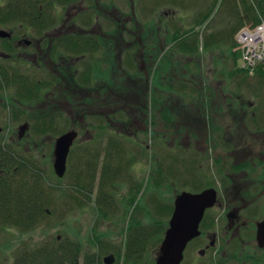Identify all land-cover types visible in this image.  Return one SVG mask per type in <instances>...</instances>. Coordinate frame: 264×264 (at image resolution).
<instances>
[{"label":"rangeland","instance_id":"obj_1","mask_svg":"<svg viewBox=\"0 0 264 264\" xmlns=\"http://www.w3.org/2000/svg\"><path fill=\"white\" fill-rule=\"evenodd\" d=\"M160 1L158 5L155 4L151 8L153 9L152 14L151 12H144V9H141L142 3H140L136 10L140 27H136L137 30H135V27L127 26L130 31H134L132 33L136 37L148 38L147 42L143 41V45L140 43V50L143 51L144 55L148 56L152 43L157 39H161L165 47H162L163 49L153 48L151 51H155L154 54L156 55L161 49L163 50L156 56L159 58L157 66L160 61L168 60V57H172L171 62H167V73L175 79V82L187 83L189 81L191 83V81H195L200 86L204 75L207 76V87L217 91L223 90L221 94H223L224 99L231 100L225 106L240 108L238 116L232 118L229 116L230 112L227 117L221 118L220 122L223 124H221L222 134H220V137L209 133L212 129L210 124L213 122H209L208 119L202 117L200 119V116H190L186 113H182L180 116L177 115L178 109L176 110V107L180 109V105L169 110L172 118L170 120L168 118L167 122L163 121L162 113L155 112L153 114L155 115L153 124H156V126H153L151 117L148 116L150 106L148 97L144 99V107L147 108L143 106L141 109L139 108L142 104L139 101L138 91H141L142 88L139 87L140 83L135 74L141 72V69L146 74L145 70L148 67H144L147 64L143 63L140 51V55L132 62L134 68L131 69L136 70V72L132 71L130 75H134L135 79L128 78L126 73L122 79L124 82L121 84V79L116 78V84L120 83L123 87L120 86L122 88H118L117 92H112L111 96L107 98V105L101 103L100 106H89L92 101L89 100L81 88L77 89L75 87L77 85L75 83L72 89H69L68 86H63V88L68 89L55 93L56 97L53 105L51 103L52 100H48L51 95L47 91H43V104L40 103L30 107V113L40 116L53 113L54 111L56 113L58 110H55V107H59L60 111L57 112L55 123L61 126L64 125V120L68 119L73 122V125L78 126L76 129L67 131H77L78 138L72 147V149L74 148L72 155L69 154L68 157L67 172L63 179H59L55 175L53 164L55 144L62 135L53 137L34 134L32 127L35 124L30 126L25 124V114L22 109L25 107H22L21 104L18 106L19 109L16 114H14L13 110L17 106H12L9 109L8 98L6 99L4 96L5 105L2 117L6 121L0 124L2 129L0 138L3 142L13 145L15 149L31 155L32 158L38 161L40 168L43 170L46 186H48L53 195L48 217L36 228L27 232L16 228L0 230V254L8 258L9 263L12 262V258L18 249L24 247L36 249L40 245L52 243L56 237H60L72 238V240L77 241L84 252L91 254L92 252L101 253L102 260L113 256L117 264H156L158 260L156 252L157 249H160V242H162L164 237L163 229L161 230L162 235L149 240L142 260H139V263H135L134 261H127L125 258L127 242L134 227H138L141 231L157 228L161 224H167L169 211L165 209V205L173 204L177 196L184 192L185 189L190 191L198 188L199 186L196 183L203 181L201 178L205 176L207 178L205 187L209 183H213L210 187H215L214 185L217 182L220 183L219 181L222 180L221 175L215 173L213 175L216 177H213L212 173L216 171L217 173H226L228 171V168L233 165L234 157H237L231 154L233 150L236 151L237 155H243L240 157H245L248 156L244 153L245 150L250 148L262 149L264 138L259 134L254 135L255 133L249 132L247 128L249 126L246 124L249 123L248 120L251 117L259 118L264 109L261 94L258 96L255 94L258 89L255 87L254 82L249 80L251 83H248L239 78H229L234 62L230 49L225 50V47H219L213 52H202L205 45L203 37L206 33L216 34L227 30L228 0H177L176 7L172 6L175 4L168 5V0ZM156 2L153 0L152 3ZM156 6L157 8H155ZM147 9L149 10L150 7L148 6ZM124 12L126 17L132 11L127 8ZM207 15H210V18L208 23L203 26L204 30L202 26H199V21ZM171 16H176L175 20ZM171 23L174 25H171ZM256 27L249 24L244 28L253 31ZM174 28L179 29L181 32L192 31L198 34V52L200 55L194 58L195 61H190V57L186 58V55L183 58V53L177 50V42H172L173 38L171 36ZM237 34L234 38H231V43L236 44L235 52H239L241 47L236 40ZM262 45L260 44L259 47ZM127 48L126 44H124V50ZM259 54L264 58V52H259ZM180 55L182 58H179ZM243 59L248 60V62L252 61V59L245 54L244 57L239 55L238 66L247 71L249 68L245 65ZM157 66L153 64L150 66L151 68L149 67V76L145 81L148 82L149 79L150 85L153 71ZM125 69H127L126 63ZM155 70L154 75L156 76L159 69L156 68ZM128 87L135 91L133 92L135 94L126 98L125 95L129 92ZM147 87H149L148 83ZM46 96H49L47 100ZM182 104H185L184 101H182ZM166 106L171 108L172 104L167 102ZM74 109H80L79 114L77 111L75 113ZM123 110L129 115L127 120L123 114L118 113L119 111L123 112ZM93 114L103 118V120L101 122L99 119L91 121L90 117ZM24 126H27V130L24 134H21V128ZM194 126H197L195 130L193 129ZM250 129L254 130L251 127ZM191 132H194L195 135ZM253 136H261L262 138L254 139L252 138ZM239 138L244 140L243 143L233 148L232 143L234 145L238 144V142L234 141ZM109 139L113 141L116 139L120 142L126 157L124 160L128 159L133 164L131 166V176H127L129 181L126 178L123 179L127 172L125 171L120 178V180L123 179V182H119L120 185H123L116 191L117 199H119L118 204L122 207L119 206L117 208V213L105 214L94 207V202L99 195L97 188L101 183L100 173L93 182V189L95 190L92 196H87L88 198L84 202H80L82 199L81 194L79 195L77 191L75 192L70 187L75 184V172L78 169L77 165L82 160L81 157L84 156V149L90 150V154L95 155V151L98 148L102 166ZM90 157L86 155L85 160H89ZM155 157L160 158L159 165H162L163 175L165 174L163 181L158 182L159 185L155 181L158 178L160 180L162 176L159 177V174L157 175L156 169L158 167H156ZM87 182L83 185L88 186L90 189L91 187H89ZM134 196L136 200H133V204L126 207L129 202H126L125 197L131 199ZM76 197H78V200Z\"/></svg>","mask_w":264,"mask_h":264},{"label":"flooded vegetation","instance_id":"obj_2","mask_svg":"<svg viewBox=\"0 0 264 264\" xmlns=\"http://www.w3.org/2000/svg\"><path fill=\"white\" fill-rule=\"evenodd\" d=\"M140 3L143 2L0 0V32L3 34H0V73L10 82L8 87L0 89V124L6 121L2 117L4 96L8 98L9 109L16 105L14 110L17 112L21 104L25 107L22 108L25 124L30 126L38 122L39 116L30 113L29 109L43 104V91L51 95V98L46 96V100H52L53 105L55 93L68 89L63 86L72 89L75 83V87L81 88L92 101L89 106H100L101 103L107 105L108 93L111 95L113 91L117 92L118 88L123 87L121 84L124 82V74L127 73L129 78L132 77L130 73L136 71L131 69L134 68L132 62L140 55V51L143 63L147 64L144 67L148 66L146 74L140 70L146 80L155 56L163 51L162 47L165 45L161 39H157L152 43L148 56L140 50V43L143 45V41L147 42L148 38L136 37L132 33L134 31L127 28L130 25L137 30L139 22L136 10ZM127 8L132 12L125 17L124 10ZM141 9H144V4ZM175 17L171 16L174 20ZM176 29L174 28L171 36ZM124 44L128 47L126 50ZM153 48L162 49L155 55V51L151 52ZM179 58H182L181 55ZM116 78L121 79V84H116ZM18 83L21 87L19 90ZM60 109L62 110L61 105ZM55 110L60 111L59 107H55ZM46 116L54 117L55 122V111ZM90 118L91 121L103 120L94 114ZM66 120L64 124L73 125L72 121ZM1 130L0 128V132ZM261 136L264 138V134ZM261 136L252 138H262ZM243 141L241 138L236 139L234 142L238 144L233 145V148L240 146ZM0 143L14 148L1 138ZM244 153L248 156L240 157L243 155H237L233 150L231 154L237 157H234L233 165L228 171L212 173L219 174L222 178L215 187H210L213 183L205 187V176L201 178L203 181L196 183L198 188L190 191L185 189L177 196L178 198L184 193L199 195L207 190L215 191L216 196L213 205L204 212L198 235L187 243L180 264H264V141L262 149L250 148ZM176 200L171 205H165V209L169 211L167 224L157 227L158 231L163 229L164 232L161 245L170 229ZM156 253L159 257L160 249ZM110 258L112 264H116L115 258Z\"/></svg>","mask_w":264,"mask_h":264},{"label":"trees","instance_id":"obj_3","mask_svg":"<svg viewBox=\"0 0 264 264\" xmlns=\"http://www.w3.org/2000/svg\"><path fill=\"white\" fill-rule=\"evenodd\" d=\"M155 1L157 2L152 3L153 0H141V2H143L142 5L144 4L143 11L146 13L151 12L152 14L153 9L151 8L155 4L158 5L159 2H161L160 0ZM228 3L229 10L226 17L228 18L226 21V26L228 27L227 30L220 31L216 34L211 32L208 34L206 33L203 37L205 45L202 52H213L219 47H225V50L230 49L234 62L229 78H239L248 83H251L250 81L252 80L255 87L258 89V91L255 93L254 88L253 92L257 96L261 94V98L264 102V63H259L253 68L247 69V71L242 69L238 66L239 64L237 62L240 53L234 51L236 44L231 43V38H234L239 30L244 28L246 25L251 24V26L256 27L264 23V0H228ZM167 4H175L172 6L176 7L177 0H168ZM148 6L150 7L149 10L147 9ZM155 8H157V6ZM209 18L210 15H207L199 21V26H202V29H204L203 26L208 23ZM172 37V42H177V50L183 53V58H185L186 55V58L190 57V61H193L194 58L197 56L199 57L200 54L198 52L199 43L197 40V33H193L192 31L181 32L179 29H176V32L174 35H172ZM158 54H160V52ZM158 54L156 56H158ZM156 56L154 59V64L157 66L159 58ZM171 59L172 57H168V60L166 59L160 61L159 65L155 67V69L158 68L159 70H157V74L155 76L154 74L156 70L154 69L151 85L149 79L148 82L145 81L143 73L138 72L135 74L136 76H139L137 79L140 82V85H142V90L138 91L139 101L140 104H142L139 108L141 109L142 106L144 107V99L148 97V100L150 101L148 116L151 117L152 125L156 126V124H153V118H155V115L153 114L155 112L162 113L163 121L167 122L168 118L169 120L172 118L169 110H172L176 106L180 105V109L176 107V110L178 109L177 115L180 116L182 113H186L190 116H200V119L201 117L208 119L209 122L215 123L210 124L212 129L209 133L220 137V134H222L221 124H223L220 122L221 118L223 119L227 117L230 112V117H237L240 108L231 106L226 107L225 104L230 103L231 100L224 99L223 94H221L223 93V90L217 91L215 89L208 88L207 76L205 75L200 86H198L195 81H191V83L189 81L187 83H181V81L175 82V79H173L172 76L167 73V62L169 61L170 63ZM128 65L132 67L131 63H128ZM131 76L132 77H129L130 79H135L134 75ZM143 81H145V85ZM19 83L18 90L21 89ZM147 83L149 87H147ZM9 84L10 82L7 81V78H5L4 74L1 72L0 89L3 90V88L8 87ZM13 84L15 87L17 86L16 83ZM127 89L129 92H127V95H125L126 98H129L131 95L135 94L133 93L135 91H132L130 87ZM110 96L111 95L108 93V98ZM172 101H174V104L171 103ZM182 101H184L185 104H182ZM167 102L172 104L171 108L166 106ZM76 111L79 114L80 109H74L75 113ZM13 113L16 114V112ZM118 113L123 114L126 120L129 118V115L126 114L124 110L123 112L119 111ZM57 114L58 113L56 112L55 117ZM38 116V122H36V124L32 127L34 131L33 133L37 136L54 137L63 135L70 129L78 128V126L69 125L66 123L60 126V124H56L54 122V117L52 116ZM248 121L249 123L246 124H248L249 127H247V125L246 127L249 129V132L259 135L264 134V109L262 110V115L259 116V118L251 117ZM196 127L197 126H194L193 129L195 130ZM250 127L254 130H251ZM191 133L195 135L194 132ZM107 144L108 149L105 153V158H103L104 163L102 166L98 148L96 149V154L94 155L90 154V150L88 151L82 147L84 149V151L82 150L84 152V156L81 157L82 160L77 165L78 169L77 172H75V184H72V187H70V189H74L75 192L77 191L79 195L81 194L82 199L80 202H84V200L88 198L87 196H92L95 190L93 189V182L100 173L101 183L97 188V193L99 195L98 199L94 202V207L105 214H109L111 212L117 213V208L119 206L122 207L120 204H118L119 199H117L116 191H118L123 185L122 183V185H120L119 182H123V179L126 178L127 180V178L131 176V166L133 164L131 161H128V159L124 160L126 157L120 142H118L116 139H114V141L109 139ZM232 145L234 144L232 143ZM73 150L74 148L71 149L70 154L73 153ZM86 155H89V157L91 156L89 160H85ZM159 159L160 158L155 157L157 162L156 167H158L156 169L157 175L159 174V177L162 176L160 180H158V178L155 181L157 182V185H159L158 182L163 181L165 177V174L163 175L162 172V165H159ZM125 171H127L125 177L120 180L122 174ZM127 181H129V179ZM85 182L89 184V187H91L90 189L88 186L86 187V185H83ZM46 185L47 183L45 177L43 176V170L40 168L39 163L35 158H32L31 155L15 148L2 146V143H0V230L16 228L23 232H27L42 224L45 218L48 217V211L51 209L50 203L53 200V195ZM76 199L78 200V197H76ZM125 199L127 200L126 202H129V204H126L125 202L127 207L130 204H133V200L135 201L136 197L134 196L131 199L125 197ZM161 233L162 232L158 231L157 228H151L148 230L144 229L140 231V229L135 226L131 232L129 241L127 242V250L125 255L126 260L139 263L138 261L142 260V257L146 252V248L148 246L147 243L149 240L157 236L159 237L162 235ZM0 264L105 263L104 259L102 260L101 253L92 252L91 254L84 252L80 244L77 241L72 240V238L56 237L52 243L42 244L36 249H30L28 247L18 249L16 254L13 256L11 263H9L8 258L0 254Z\"/></svg>","mask_w":264,"mask_h":264},{"label":"water","instance_id":"obj_4","mask_svg":"<svg viewBox=\"0 0 264 264\" xmlns=\"http://www.w3.org/2000/svg\"><path fill=\"white\" fill-rule=\"evenodd\" d=\"M1 35H3L0 32ZM27 126L21 128L24 134ZM78 138L77 131H69L57 139L54 150L53 168L55 175L63 179L67 172V161ZM215 191L207 190L199 195L184 193L175 202V211L160 248L157 264H180L187 243L198 235V227L204 212L215 202ZM112 264V258L105 259Z\"/></svg>","mask_w":264,"mask_h":264},{"label":"built area","instance_id":"obj_5","mask_svg":"<svg viewBox=\"0 0 264 264\" xmlns=\"http://www.w3.org/2000/svg\"><path fill=\"white\" fill-rule=\"evenodd\" d=\"M237 42L241 45L240 55L249 56L252 61L244 60L245 65L250 69L259 63H264V58L259 52H264V24L257 26L253 31L248 28L242 29L236 37ZM260 44H263L259 47ZM246 49V50H245Z\"/></svg>","mask_w":264,"mask_h":264}]
</instances>
